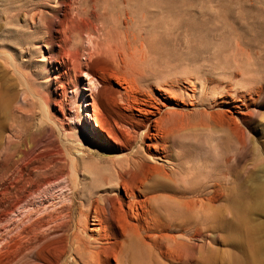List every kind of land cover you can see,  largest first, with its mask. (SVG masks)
<instances>
[{"label": "rangeland", "instance_id": "374dc122", "mask_svg": "<svg viewBox=\"0 0 264 264\" xmlns=\"http://www.w3.org/2000/svg\"><path fill=\"white\" fill-rule=\"evenodd\" d=\"M130 3L128 44L106 40L88 15L92 0H0V264H29L38 247L32 240H56L66 222L64 233L98 237L89 185L98 172L119 169L129 153L124 145L136 135L109 113L113 98L130 94V78L223 80L228 103L215 96L210 106L190 110L192 138L205 148L209 126L220 148L232 152L230 170L242 186L239 215L247 225L232 228L231 202L225 226L215 223L195 239L194 254L206 240L210 264H235L241 255L235 243L251 249L248 226L259 229L254 244L263 245L264 87L259 96L249 92L252 78H264V0ZM175 104L170 109L189 113ZM203 110L212 117L200 116ZM72 175L88 187L72 199L69 213L62 208L72 205ZM117 221L121 232L125 223Z\"/></svg>", "mask_w": 264, "mask_h": 264}, {"label": "bare ground", "instance_id": "6f19581e", "mask_svg": "<svg viewBox=\"0 0 264 264\" xmlns=\"http://www.w3.org/2000/svg\"><path fill=\"white\" fill-rule=\"evenodd\" d=\"M131 5L130 0H92L93 9L88 15L99 22L107 41L121 40L120 43L129 44ZM149 79L130 78V89H127L130 94L113 98L111 103L109 113L130 126L136 135L125 143L124 149L129 153L120 162L119 169L106 175L98 172L100 177L89 185L92 191L87 197L96 222L91 230L98 237H87L79 230L64 233L69 226L66 222L59 226L61 234L56 240H32V245L38 243V247H34L29 264H113L112 261L115 264H210L209 245L206 240H200L197 257L195 239H203L213 224H223L231 217L228 214L231 202L237 214L232 228L247 225L239 215L242 186L240 176H233V168L230 170L232 152L220 148L216 131L209 126L205 148L192 138L197 127L190 119V110L194 111L199 103L210 106L215 96L225 100L223 80L163 78L152 84L148 83ZM252 80L249 93L259 96L264 78ZM181 82L187 87L181 84V88ZM173 102L177 106L181 102L189 113L170 109ZM201 115L212 117L206 110ZM182 116L187 118L180 122ZM218 116L221 118L222 114ZM137 139H140L139 145ZM241 145L242 138H237L233 147L238 150ZM70 183L71 200L88 187L75 175ZM71 203L62 209L72 213L75 201ZM118 219L125 223L121 225V232L113 225ZM108 221L113 225H107L112 228L109 231L105 226ZM257 231L252 226L246 228L251 244L249 252L242 242L235 243L241 252L240 256L236 255L235 264H264L261 253L264 242L254 244L261 236Z\"/></svg>", "mask_w": 264, "mask_h": 264}]
</instances>
